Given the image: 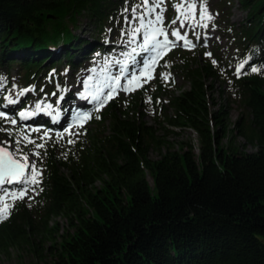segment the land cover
Here are the masks:
<instances>
[{
  "label": "trees",
  "instance_id": "16d2710c",
  "mask_svg": "<svg viewBox=\"0 0 264 264\" xmlns=\"http://www.w3.org/2000/svg\"><path fill=\"white\" fill-rule=\"evenodd\" d=\"M237 2L246 17L234 34L233 62L248 59L250 64L246 74L237 77L236 67L233 72V90L246 111L233 127L224 105L211 107L207 82L216 75L212 65L188 57L196 50L178 49L170 53L177 61L169 64L168 56L160 61L153 88L112 99L104 111L92 114L91 127L72 147H62L63 153L46 146L39 160V195L45 213L65 216L73 229L61 235L51 264H264V0ZM117 3L0 0V76L6 80L0 108L18 117L16 109L29 104L35 112L30 120L59 130L64 107L55 98L60 92L68 95L62 68L77 73L86 62L91 64L89 59L103 61L124 52L117 49L124 48L118 38L108 43L106 24H118L124 13ZM82 15L94 21L96 37L78 31ZM251 66L261 71L252 73ZM13 68L16 78L11 80ZM170 72L189 87L171 92L173 85L160 76ZM160 94L168 98L154 106L155 121L192 130L196 153L192 146H181V151L168 148L159 159L149 157V149L162 141L143 121L140 107ZM5 97L16 102L8 105ZM37 103L51 104L54 110L36 112ZM237 136L244 139L241 146ZM246 145L256 152H245ZM9 222H0V247L27 242L24 230Z\"/></svg>",
  "mask_w": 264,
  "mask_h": 264
},
{
  "label": "rangeland",
  "instance_id": "374dc122",
  "mask_svg": "<svg viewBox=\"0 0 264 264\" xmlns=\"http://www.w3.org/2000/svg\"><path fill=\"white\" fill-rule=\"evenodd\" d=\"M128 4L124 6L123 1L118 0L116 4V8L118 10L125 8H131L133 6V1L135 0H127ZM170 1L172 2L170 4ZM176 0H166L164 7L166 11L164 12V23L168 25L170 21H172L176 16L177 12L173 8V3ZM209 13L214 17L213 20L206 21L208 23L207 28H197L196 31L200 33V39L197 40L193 35L191 29H181V33L185 30L188 31V38L196 44V47L192 49L185 48L183 46H176L172 48L170 51H167L166 55L163 56L169 57L168 63L171 64L177 61V58L172 59L170 56L172 51L180 50V51H190L196 50V55L194 56V52L189 54V58L197 59L196 64H206L210 63L212 68L214 69L216 75L213 78L208 79V84L211 85V107L213 110H216L219 106L224 105L225 109L228 112V117L231 123V127L235 125L240 116L246 111L244 110L241 102L237 98L236 94L233 90V72L236 63L233 62V58L235 57V42L237 38H234L235 32L238 31L240 23L246 17V10L240 6L237 0H207ZM115 11V10H113ZM199 14V9L197 8V15ZM129 18L131 14L128 13ZM118 24L113 23L112 25L108 23L106 24L107 30L110 32L108 43L112 44L115 41V38H118V45H124V48H117L118 50L130 51L131 47L134 45H127L126 42L122 41L121 33L124 31L123 29H127L128 25L125 22V13L120 16V19L117 21ZM78 26V31H82L81 35H93L96 37L97 27L94 24V21H91L86 15H82L78 17V22L76 24ZM234 25L232 30H230V26ZM68 26L69 23H68ZM116 26H120L121 31L116 29ZM172 27H179V22L176 25H172ZM171 28H169V38L174 39L170 36ZM80 34V33H79ZM125 40V39H124ZM138 42H140L138 38ZM182 45L183 42L181 41ZM199 49H203L202 55L199 54ZM123 53V52H122ZM121 53V54H122ZM205 53H211V57L206 56ZM112 59L123 60L124 56L120 54H116L115 56L110 57L108 60ZM215 59L217 61L216 64H213L212 60ZM91 60V64L86 62V66H84L79 72L74 73L69 71L68 67H63L62 70L66 72V84L68 95L67 97H63V93H58L56 96L55 103L59 100L61 101L63 117L60 121V125L63 127L59 128V130H55L52 128L42 127L40 125L35 124L33 120H30L33 116L28 117L24 120H20L19 117L8 114L11 118L17 119V125L20 124V128L23 127L29 130V134L32 139L36 140L37 143H45L47 147L54 146L57 148L55 152L57 154L63 153L62 147H67L69 143L68 140L77 139L78 135H68L64 134L61 139L57 133H63V129L72 123V116L75 111H87L92 116L93 113H99L104 111L105 108L109 105L110 101L107 105L100 111H95L94 104L90 102V98L84 99L85 101L76 100L75 94H73L72 88L80 87L77 91L83 92L84 85L83 80L87 78L89 75H93L94 78H99L96 74L91 72L92 68H96L97 72H99L100 68L103 66L105 60L99 61L98 58L89 59ZM159 60L157 67L155 68L154 78L150 79L148 83L143 84V87L137 88L143 89L145 87L153 88V80L157 75V68L159 66ZM14 70H10L11 80L16 78L15 68ZM113 72H116V68H112ZM171 77L168 81L173 85L170 88L171 92L174 94H178L180 89H187L189 87L188 83H185L180 75L176 72H170ZM56 81V80H55ZM95 82V79H94ZM81 83V84H80ZM54 87L58 88L59 91L62 89L60 83H54ZM135 87V86H134ZM135 90V91H137ZM135 91L124 92L122 90L119 91V94L115 96V98H122V100L127 99L131 94ZM32 92L29 91L28 94ZM29 96V95H28ZM157 96V95H156ZM15 97V96H14ZM12 97V103L7 102L8 105L14 104L16 101ZM167 96L165 94H160V96L156 99L151 100L149 103V98L144 100V103L140 107V111L144 113L143 121L148 125L155 128L156 135L161 138L162 144L156 147H151L149 149L148 155L151 159H159L167 150L170 148L171 150L181 151V146L188 148L189 146L194 147L195 153L197 152L198 143L196 134L188 129L181 127H172L166 122H162L161 125L155 121L156 108L155 105L160 106V104H164L167 100ZM57 104V103H56ZM20 107V106H19ZM0 111H4L0 108ZM21 111H31V107L28 104L26 108L16 109V114L18 115ZM47 114L46 110H41L42 113ZM5 112V111H4ZM129 113H132L129 111ZM172 114V112H171ZM65 118V119H64ZM64 119V120H63ZM0 127L10 128L12 125L7 123L5 120L0 119ZM109 120H105V124L108 125ZM91 125L89 121L85 122L83 127H79L76 124H73L72 131L74 133H79V135H83L85 133V128H90ZM36 129V130H33ZM48 131L50 139H46L45 141H41L40 137L43 136L44 132ZM0 141H10L9 136L5 132H0ZM11 142V141H10ZM226 143V140L224 141ZM236 142L241 146L244 142V139L240 136L236 137ZM73 144V143H72ZM72 144L69 146L72 147ZM30 146V145H28ZM245 152L255 153L257 148L255 146L246 145L243 146ZM35 151H39L40 155L43 153L44 149H33ZM41 157V156H40ZM30 161H36L37 167L42 170V165L36 156H30ZM65 173H69L67 169H62ZM149 181L152 185L151 179L149 177ZM98 186L99 183L97 182ZM41 186V182L38 187H36L35 192H29L27 196L23 199H17L12 201L9 199L7 202L12 206L10 209V214L7 219H4L2 222L10 221L9 226L11 228H20L22 231L24 230L25 236L27 237V242L23 241L21 243L10 244L6 248L0 247V264H51L54 259L53 252L56 251L58 247V243L61 239V235L65 234V232L72 233L73 229L69 226V222L67 218L63 215H47L45 213L44 201L40 198L39 189ZM19 187V186H14ZM31 197V198H29ZM11 218L13 219L11 221ZM54 227H57L55 230ZM39 254V258L37 257Z\"/></svg>",
  "mask_w": 264,
  "mask_h": 264
},
{
  "label": "snow or ice",
  "instance_id": "6c2138e0",
  "mask_svg": "<svg viewBox=\"0 0 264 264\" xmlns=\"http://www.w3.org/2000/svg\"><path fill=\"white\" fill-rule=\"evenodd\" d=\"M166 0H139V2L131 8H125V22L128 28L121 33L122 37H126L127 45H134L130 51L123 52V60L112 59L105 60L103 66L97 72L96 68H92L91 72L99 78H94L93 75L87 76L83 80L84 91L79 95L83 99L90 98V102L94 104L95 111L102 110L109 101L119 94V91L131 92L137 88L143 87V84L148 83L154 78L155 68L160 59L176 46H183L188 49L196 47V44L188 38V31L183 34L181 29H191L197 40L200 39V33L197 28H207L209 25L206 21L213 20L214 17L209 13L207 0H176L173 3V8L177 12V16L169 22L164 23V7ZM197 8L199 14L197 15ZM128 13L131 14L129 18ZM179 22V27H172ZM169 28H171L169 38ZM138 38L140 42H138ZM183 42L181 45L180 42ZM211 57V53H205ZM216 64L215 59L212 60ZM248 59L243 60L236 66L235 74L239 77L246 74L243 70L246 65H249ZM164 67H168L167 64ZM112 68L117 71L113 72ZM252 73L261 71L260 68L251 66ZM161 79L168 81L171 77L170 73H161ZM95 79V82H94ZM6 80L0 76V89L4 87ZM135 86V87H134ZM28 89L22 90L19 94L23 95ZM56 95V93H53ZM5 99L12 103L11 97ZM149 103L151 98H149ZM57 104L60 103L58 100ZM53 111V105H42L37 103L35 111L41 110ZM59 112H56V117H59ZM33 116V111H21L18 113L20 120H24ZM91 118L87 111H75L72 116V123L63 129V133H57L60 138L64 134L79 135L72 131L73 124L83 127L84 123ZM100 119L99 116L95 117ZM0 119L11 124L12 128L0 127V132H5L10 141H0V222L8 218L10 209L13 205L7 201L11 199H23L28 193L35 192L39 186L42 177V170L37 167L36 161H30V156L40 158V152L28 148L32 145L33 149H45V143H37L32 139L29 130L21 127L16 129L17 119L11 118L6 112L0 111ZM36 130V129H33ZM15 137V139H12ZM49 132L45 131L40 137L41 141L50 139ZM67 143H75L74 140H68ZM19 186V187H14ZM42 191V189H41ZM31 198V197H29Z\"/></svg>",
  "mask_w": 264,
  "mask_h": 264
},
{
  "label": "bare ground",
  "instance_id": "6f19581e",
  "mask_svg": "<svg viewBox=\"0 0 264 264\" xmlns=\"http://www.w3.org/2000/svg\"><path fill=\"white\" fill-rule=\"evenodd\" d=\"M80 84H81V83H80ZM78 89H80V87H75V86H74V88H72L73 94H75V96H76V100L81 101V102H82V101H85L83 98L80 97L79 94H80L81 92L77 91ZM64 119H65V118H64ZM64 119H63V120H64Z\"/></svg>",
  "mask_w": 264,
  "mask_h": 264
}]
</instances>
